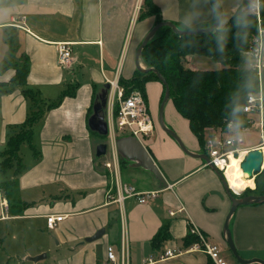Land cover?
<instances>
[{
  "label": "crops",
  "instance_id": "0c3cea01",
  "mask_svg": "<svg viewBox=\"0 0 264 264\" xmlns=\"http://www.w3.org/2000/svg\"><path fill=\"white\" fill-rule=\"evenodd\" d=\"M142 2L0 0V66L12 58L18 60L21 55H27L30 64L28 83L38 87L49 100L60 97L65 82L80 81L74 96H66L39 121L42 153L31 162L23 158L25 168L17 179L18 194L30 205L22 214L12 215L9 201L0 187V219L13 218L11 216L46 219V228L52 229L47 225V215H64L56 227L62 247L60 256L54 258L57 264L101 262L109 244L120 248L124 226H127L133 264H141L145 256L157 257L166 246L177 247L179 253L157 264H214L205 251H187L192 244L186 246L184 237L191 226L198 227L212 243L219 245L227 264H241L235 257L234 261L228 256L230 248L223 227L232 201L219 175L204 159L186 153L173 136L159 131L155 122L153 133L143 137L140 146L161 171L166 186L145 203L134 196L126 198L124 205L110 201L109 193L115 194L116 189L112 188L114 172L105 167L104 162L106 158L110 159L111 152L99 158L96 156V142L105 140L94 141L88 119L93 111L94 96L105 85L106 77L110 78L117 69L126 78L135 72L137 45L154 23L152 17L138 21ZM155 2L166 20L175 23L189 13H198L196 24L211 23L212 0ZM241 2L222 0L221 6L229 17ZM9 39L14 41V51ZM60 41L71 43L73 50V64L67 68L58 60L57 44ZM14 73V68L4 70L0 73V82L8 81ZM27 111L28 101L19 88L1 94L0 149L15 130L12 125L24 121ZM171 113L176 119V124L171 127L190 151L199 153L200 143L188 120L175 109ZM35 133L36 124L34 136ZM216 134L228 133L213 129L211 136ZM130 135L122 132L118 138ZM261 143L248 147H262L264 142ZM118 153L124 182L141 183V187L138 185L141 190L157 189L161 182L153 171L130 158L128 148ZM10 174L4 179L12 178V172ZM171 210L175 214H171ZM165 223L171 237L156 246L152 239ZM102 227L105 228L102 237L84 241ZM230 228L243 257H262L264 202L238 206L230 219ZM44 250V246H40L36 253Z\"/></svg>",
  "mask_w": 264,
  "mask_h": 264
},
{
  "label": "trees",
  "instance_id": "16d2710c",
  "mask_svg": "<svg viewBox=\"0 0 264 264\" xmlns=\"http://www.w3.org/2000/svg\"><path fill=\"white\" fill-rule=\"evenodd\" d=\"M245 3H247V0H242L239 6ZM234 16L235 11L227 19L226 26L229 28V41L223 54L216 50L213 31L181 35L174 32L170 26L165 25L150 38L140 57L141 63L145 67L156 68L165 77L170 87V98L175 109L188 120L191 131L197 137L200 146L206 148V150L207 129L212 128L228 132L226 126L228 124L234 126L231 113L232 105L246 104L247 97L244 93L247 92L248 95L251 92L258 93L260 89L259 77L254 88L245 89L238 75L242 70L240 61L242 56H245L244 51L250 47L254 36L257 34L258 18L255 19V26L251 29L247 44L242 45L235 38L237 28L234 25ZM149 17L153 18V26L166 20L163 18L161 8L155 0H143L138 14V21ZM175 24L177 25L176 22ZM261 25L264 28V17H261ZM178 27L180 28V26ZM141 42L138 43L137 48ZM9 45L14 51V41L12 39H9ZM190 54L210 56L215 61L223 64V67L208 70L189 68L183 60ZM9 68H14L15 73L8 81L0 82V96L3 93L12 91L14 88H19L28 101L25 120L13 125L19 127V129L14 130L8 136L4 147L0 149V173L6 175L12 170L13 175L10 179H2L0 187L9 201V212L12 215H18L22 214L25 208L30 205L24 202L18 194L17 179L25 168L23 157L20 154V147L23 143H28L33 150L34 157H39L40 152L33 141L35 124L43 118L47 110L59 106L66 96H74L80 81L74 79V81L65 82V88L60 97L56 100H49L42 95L38 87L28 83L30 64L27 55H21L18 60L12 58L9 62L0 66V73ZM151 80H160L155 71L143 72L136 68L134 74L129 78L121 75L119 83L124 87L125 95H129L133 90H140L146 98V83ZM117 109L118 106L116 105L115 111ZM252 113L254 112L242 111L239 114L243 121L242 126L238 128L239 130L250 126L253 121ZM90 131L97 133L92 129ZM101 136L104 139L108 137ZM255 183V188H246L239 196L251 193L263 194L264 182H260L257 178ZM170 237L168 224L165 223L154 235L152 242L154 245L160 246ZM196 239L197 236L188 231V234L184 237V243L189 246Z\"/></svg>",
  "mask_w": 264,
  "mask_h": 264
},
{
  "label": "built area",
  "instance_id": "2783aa9c",
  "mask_svg": "<svg viewBox=\"0 0 264 264\" xmlns=\"http://www.w3.org/2000/svg\"><path fill=\"white\" fill-rule=\"evenodd\" d=\"M258 18V29L264 31L261 25V17ZM257 35V34H256ZM256 35L249 48L244 51L248 55L251 51ZM58 60L62 67L67 68L73 64V50L71 43L67 41L58 42ZM264 70V69H262ZM262 70L258 72L260 75ZM120 70L115 71L114 77H106V82L110 83L109 89V123L110 132L109 138H112L113 144L109 146L108 151L111 150L110 159L104 162L105 167L109 168L113 175L112 188L115 189V194L109 193L110 201H115L124 205L126 198L134 196L141 203H145L148 199L154 198L158 195L161 188L141 190L135 183L124 182L120 172L119 153L117 150L116 132H129L131 135L137 137L140 141L144 136H148L154 131V122L149 111L147 99L140 90H133L129 95H125L124 87L119 83ZM249 96L254 97L251 102H246L245 112H257L260 115V124L264 127L263 111H264V95L260 82V89L258 93L251 92ZM118 109L115 111V106ZM253 122V121H252ZM245 138L238 133L216 134L206 138V147L210 151V163L219 168L224 173L223 162H227L230 154L240 153L244 148ZM250 147L247 148V153ZM246 153V155H247ZM246 157V156H245ZM225 164V163H224ZM225 174V173H224ZM236 192V191H235ZM237 195L241 193L236 192ZM7 208L6 201L3 202ZM175 214L174 210L170 211ZM64 218L62 214H49L47 215V225L49 228H55L57 223ZM189 231L197 236L196 241L192 243L187 251L202 250L208 253L214 264H227L225 258L221 255L219 246L212 243L208 237L196 226H191ZM179 249L177 247L166 246L163 251L157 256H145L141 264H157L159 261L178 255ZM97 264H133L132 249L128 237L127 226L123 227V235L120 248H116L113 244H109L106 249V255L103 260Z\"/></svg>",
  "mask_w": 264,
  "mask_h": 264
},
{
  "label": "rangeland",
  "instance_id": "374dc122",
  "mask_svg": "<svg viewBox=\"0 0 264 264\" xmlns=\"http://www.w3.org/2000/svg\"><path fill=\"white\" fill-rule=\"evenodd\" d=\"M142 4L143 2L141 3V6ZM223 11L225 12L226 9ZM176 23L182 29H194L198 27H207L211 25V23L209 24V23L203 22L200 24H195V26L192 28H185L181 26V21H176ZM183 62L187 67L196 69V70L197 69H202V70L219 69L223 67V64L215 61L210 56L201 55V54H190L183 60ZM114 74L115 72L111 73L110 76L114 77ZM260 82H261V87H262L263 95H264V70H262V73L260 75ZM145 93H146V99H147L149 111L152 116L153 122L156 123V128H158L159 131H163L167 135H170L163 128L162 122L160 121L161 104L164 98V85L162 81L160 80L150 81L147 84ZM173 109L175 108H174L172 99L170 98L165 102L164 107H163V121H164L165 126L170 127L172 129L173 127L171 126H173L174 123L176 124L175 116L173 113H171ZM252 120L253 122H251L250 126L244 129H241V130H239L235 126H230L228 124L226 126V129L228 130V132H222L221 130H216V131L218 133H229V134L238 133L242 135L245 138V145H246L244 146L243 149L247 150V148H249L248 147L249 145L259 144V142L260 143L264 142V127H262L260 124V121H261L260 115L258 113L252 114ZM262 121L264 122V111H263ZM39 125H41V122L36 124V133H35L33 141L36 144V147L38 148L39 152L42 153V145L39 140V133H40ZM13 128L15 130L19 129V127H15V126H13ZM121 133L122 132H119V133L116 132L117 138L119 137ZM212 134H213V129L208 128L206 132V138H208ZM144 137H147V136H144ZM93 139L94 141H100L103 139V137L100 134L94 133ZM104 140L110 143V145L113 144V140L112 138H109V136ZM97 144L98 143L96 142L95 146H97ZM199 151H200L199 153L210 154V151L208 149L206 150V148H202L201 146H199ZM109 152H111V150ZM95 153H96V150H95ZM20 154L26 161L31 162L34 159L33 150L29 147L28 143L26 142L21 145ZM236 154L238 155L239 153H236ZM263 169H264V164L262 166V171L253 175V178L255 179V180L253 179L254 185L249 186L250 188L256 187L255 182L257 178L260 182H264ZM11 172L12 171H9L6 175L0 173V178L4 179L10 176ZM138 185L139 187H141L140 186L141 183H139ZM164 186H165L164 184L160 183L157 186V188H162ZM149 200L150 199H148L147 201ZM11 217L13 218L0 219V264H57L54 258H57L58 256H60L62 252V247L60 246L61 239L59 237V234L56 231L57 226L54 229L46 228L45 226L46 219L42 220L40 218H33V217L27 218L25 216L22 218H18V217L14 218V216H11ZM40 246H44L45 250L37 254L36 252ZM227 251L229 253L228 256L234 260V256L232 252L230 251V249ZM42 253H45L46 256L39 258L38 260H33V259L28 258L30 256L33 257V256H36ZM240 255L243 257L244 253L240 252ZM260 256L262 257H259V258L264 260V252H260Z\"/></svg>",
  "mask_w": 264,
  "mask_h": 264
},
{
  "label": "water",
  "instance_id": "95a60500",
  "mask_svg": "<svg viewBox=\"0 0 264 264\" xmlns=\"http://www.w3.org/2000/svg\"><path fill=\"white\" fill-rule=\"evenodd\" d=\"M219 8L221 10H223L221 3L219 4ZM165 25L170 26L174 32L181 34V35L210 32V31H212L211 29L213 26L211 24L210 26H207V27H198V28H194V29H182V28H179L171 20H163L161 22H158L146 33L141 44L138 46V48L136 50V54H135V65H136L137 69H139L140 71H143V72H148L150 70L155 71L157 73L160 81H162L163 85L165 86L164 98H163V101L161 104V112H160V121L162 122L163 128L177 140V142L179 143L181 148L186 153H188L191 156L200 157V158L204 159L207 162V164L219 175V177H220V179H221V181L225 187V190H226L227 194L229 195V197L232 201L230 210H229V212L226 216V219H225L223 232L225 235L226 242H227L233 256L241 264H250V263H255V262L264 264V260H262L260 258L248 259V258H243L240 255V253L237 249V246L235 244L231 228H230V219H231L232 215L235 213L238 206L249 205V204H261L264 202V193L263 194L251 193V194H247V195H243V196L237 195V193L229 185L225 174L219 168H217L212 163H210V157L207 153H194V152L190 151L186 147V145L184 144L181 137L177 134V132L174 129L165 126V124H164L163 107H164L165 102L168 99H170V87L168 85L167 80L161 74V72H159L158 69H156V68H153V67L147 68L144 65H142L140 57H141V53H142L143 48L148 43L150 38L153 37L156 34V32L162 26H165ZM109 89H110V83L106 82L105 85L103 86V88L101 89V91L97 93L96 98L94 99L93 112L88 119V124H89L90 129L96 131L98 134L103 135V136H108L109 132H110L109 110H108L109 96H110L109 95ZM140 144H142L141 141L133 135L120 137L116 141L118 151H120L122 153V151H124L125 148H128L129 152L132 155L131 154H127V155L132 159H137L139 161L137 164L145 166L146 168L153 171L155 173V175L158 177V179L160 180L161 184H164L166 186L167 183L165 182V179H164L161 171L159 170V168L157 167V165L155 164V162L153 161V159L151 158V156L149 155V153L146 151V149L143 146L144 150L146 151L144 153ZM109 146H110V143H108L107 141H102V142L98 143L96 146V155L98 157L106 155L108 153ZM137 146H138V148H137ZM138 154H139V157H137ZM263 164H264L263 149H262V147H256V148L249 149L246 157L244 158V160L241 163V167L243 168L244 171H247L250 176H253L256 173L262 171ZM104 233H105V228L102 227L99 230H97L93 235L85 237L84 241L96 240V239L102 237V235ZM45 256H46V254L42 253V254H39V255H36L33 257L30 256L28 258L33 259V260H38L39 258H42Z\"/></svg>",
  "mask_w": 264,
  "mask_h": 264
},
{
  "label": "clouds",
  "instance_id": "9594fccd",
  "mask_svg": "<svg viewBox=\"0 0 264 264\" xmlns=\"http://www.w3.org/2000/svg\"><path fill=\"white\" fill-rule=\"evenodd\" d=\"M222 0H213L212 8V31L216 50L223 54L229 41V28L226 26L228 16L219 8ZM198 13H189L181 21V26L192 28L198 21ZM264 17V0H247V3L235 10L234 25L237 28L235 38L243 45L247 44L251 29L255 26V19ZM242 70L238 74L245 89L254 88L258 83V72L264 69V31L257 29L254 45L248 55L241 58ZM247 101L254 98L244 93ZM245 110V104H233L231 113L233 125L240 128L243 124L240 113Z\"/></svg>",
  "mask_w": 264,
  "mask_h": 264
},
{
  "label": "bare ground",
  "instance_id": "6f19581e",
  "mask_svg": "<svg viewBox=\"0 0 264 264\" xmlns=\"http://www.w3.org/2000/svg\"><path fill=\"white\" fill-rule=\"evenodd\" d=\"M262 149L264 153V143L262 144ZM246 153L247 150L242 149L238 155L230 154L227 162H221L229 185L238 193H242V190L254 185L253 176H250L249 173L244 171L241 167V163L244 160Z\"/></svg>",
  "mask_w": 264,
  "mask_h": 264
}]
</instances>
